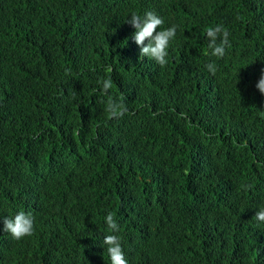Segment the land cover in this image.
Returning a JSON list of instances; mask_svg holds the SVG:
<instances>
[{
    "label": "trees",
    "instance_id": "1",
    "mask_svg": "<svg viewBox=\"0 0 264 264\" xmlns=\"http://www.w3.org/2000/svg\"><path fill=\"white\" fill-rule=\"evenodd\" d=\"M146 11L176 38L222 25L245 61L264 54V0H0V264H107L81 208L104 190L133 206L111 212L130 264H264L253 218L264 208V108L228 115L213 74L171 47L163 67L139 60L127 21ZM109 96L127 106L122 118H109ZM196 172L224 199L192 210L182 183ZM21 211L34 233L16 240L3 219Z\"/></svg>",
    "mask_w": 264,
    "mask_h": 264
},
{
    "label": "clouds",
    "instance_id": "2",
    "mask_svg": "<svg viewBox=\"0 0 264 264\" xmlns=\"http://www.w3.org/2000/svg\"><path fill=\"white\" fill-rule=\"evenodd\" d=\"M224 14L227 18H232L237 13L226 7ZM127 23L136 30L128 40L139 60L163 67L168 62V51L171 47L185 65L198 69L205 66L213 74L208 75L212 100L214 105L228 115L235 114L242 106L253 102L264 108V54L245 61L241 51L234 47L229 48L230 34L222 25L209 27L200 33L187 30L180 32L176 38L177 27L173 25L161 29L164 21L152 11H146L143 15L133 12ZM107 71L110 72L111 69ZM152 77L153 73L146 77L149 84ZM98 83L101 85L102 94H109L113 88V81L110 78L102 79ZM105 110L111 119H120L128 113L127 106L111 96ZM258 139L264 144V122ZM176 171L177 168L162 170L164 183L168 188L173 184ZM195 174L198 175L196 181L190 176L182 183L196 197L195 203L189 204L192 210L198 206L200 198L214 202L224 199L219 189L209 193L206 189V180L199 172ZM103 192L105 195L102 198L96 197L81 208L87 212L88 223L97 237L103 241L104 261L107 264H130L117 235L119 225L111 212L113 207L131 204L123 195L113 190ZM176 201L188 203L179 194ZM253 218L258 222H264V208L258 210ZM3 230L16 240L31 236L34 233V216L21 211L14 218H4Z\"/></svg>",
    "mask_w": 264,
    "mask_h": 264
},
{
    "label": "bare ground",
    "instance_id": "3",
    "mask_svg": "<svg viewBox=\"0 0 264 264\" xmlns=\"http://www.w3.org/2000/svg\"><path fill=\"white\" fill-rule=\"evenodd\" d=\"M241 187V186H240Z\"/></svg>",
    "mask_w": 264,
    "mask_h": 264
}]
</instances>
